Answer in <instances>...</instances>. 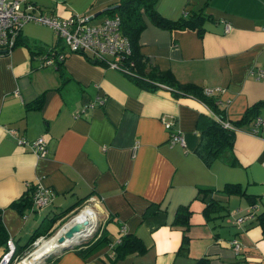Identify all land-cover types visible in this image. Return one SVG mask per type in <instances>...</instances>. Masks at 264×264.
Instances as JSON below:
<instances>
[{
	"label": "crops",
	"instance_id": "obj_1",
	"mask_svg": "<svg viewBox=\"0 0 264 264\" xmlns=\"http://www.w3.org/2000/svg\"><path fill=\"white\" fill-rule=\"evenodd\" d=\"M27 1L35 12L88 15L95 23L110 16L95 13L117 0ZM155 6L171 20L200 9L207 18L201 32L146 18L138 38L143 74L169 69L213 97L223 115L189 93L147 88L104 60L70 50L45 23L25 22L13 48L0 53V222L18 252L39 224L83 203L93 208L97 235L43 264H106L123 225L145 248L113 264H264V230L253 215L264 210V126L255 133L251 122L240 126L232 148L209 163L195 152L210 120L235 125L247 106L264 99V75L256 76L264 68V0H155ZM42 53L55 64L63 54L59 67L42 65ZM40 93V106L28 108ZM257 115L264 116V103ZM176 132L182 143L171 142ZM16 135L29 141L42 135L44 155L17 143ZM36 183L53 191L51 202L38 208L31 200L19 212L11 202L32 195ZM227 184L243 193L224 190ZM210 199L220 205L208 214L203 208ZM181 205L191 212L186 229L174 222ZM102 230L110 242L80 253Z\"/></svg>",
	"mask_w": 264,
	"mask_h": 264
},
{
	"label": "trees",
	"instance_id": "obj_2",
	"mask_svg": "<svg viewBox=\"0 0 264 264\" xmlns=\"http://www.w3.org/2000/svg\"><path fill=\"white\" fill-rule=\"evenodd\" d=\"M112 7L100 11V13H105L108 15H119L120 17V28L121 31L129 38L131 44V51L129 52L128 60L124 63L127 66L128 71H125L128 75L135 78L137 81L143 83L147 88H153L154 86H164L174 88L176 92L189 93L193 97L205 103L214 113L223 115L222 111L217 107L214 102L213 97L207 96L203 93L202 88L193 83H182L179 82L172 72L169 69H157L156 67L150 68L147 75L143 74L144 72V59L139 50V33L145 27L146 18L149 19L152 23L166 28H191L196 29L198 32L202 31V22L204 18H207L203 11H187L186 14L171 20L164 17L156 9L155 0H117L114 3H111ZM18 38L16 39L15 44L17 43ZM52 48V47H51ZM53 50V49H52ZM0 52V53H6ZM53 53V52H48ZM61 64V59H56L55 68H58ZM173 89V90H174ZM43 99V94L40 93L36 98L29 102L27 107L40 106ZM264 103V99H260L251 103L246 107L243 114L239 119L234 121L235 125L240 127L243 124L250 123L252 119L257 115L258 108L261 104ZM235 129L231 127H224L218 121L210 120L209 125H207L200 135V140L195 147V152L206 162L209 163L214 157L220 155L222 152L227 151L232 148L233 139H234ZM201 191H207L206 188L199 189ZM224 190L228 192H239L243 193L237 184H227L224 187ZM31 193L22 194L19 198L13 200L11 204L15 205L19 212H22L25 207L31 203ZM80 202V201H79ZM220 205L213 199H210L205 203L203 211L208 214L211 212L208 209L218 208ZM75 205H71L63 209L61 212L54 214L45 221V223L39 224L34 231L30 234L26 246H28L36 237L42 235L44 237L49 236L53 229H50L54 222L57 219L66 214ZM214 211V210H212ZM190 210L187 206L181 205L177 208L174 216V222L177 224L185 225L189 224L188 217L190 215ZM212 216H215L211 213ZM253 215L257 222L262 226L264 230V210L261 212L254 213ZM125 228V225H123ZM121 227V226H120ZM126 230V228H125ZM7 239V234L3 228L2 223L0 222V242L5 243ZM182 240H186V234L183 232ZM110 242L109 237L106 235L104 230L101 231L99 236L92 240L89 244L85 246V249L82 247L78 248L79 252L82 253L84 250L90 251L98 248L99 246L108 244ZM145 248L140 237L134 233L127 231L121 232L119 230V235L117 240L114 243H111V258L106 264H113L118 258H121L125 253L129 251H138L141 252ZM17 250V249H16ZM54 251L51 254L53 255ZM48 255V257L52 255Z\"/></svg>",
	"mask_w": 264,
	"mask_h": 264
},
{
	"label": "built area",
	"instance_id": "obj_3",
	"mask_svg": "<svg viewBox=\"0 0 264 264\" xmlns=\"http://www.w3.org/2000/svg\"><path fill=\"white\" fill-rule=\"evenodd\" d=\"M34 8V5L27 0H0V49H4L7 52L10 51L15 45L21 26L27 21H36L45 23L53 28L63 38L70 50L84 51L90 57L104 60L111 67L118 68L124 72L128 71L124 63L128 60L131 44L129 38L121 31L119 15L106 16L98 22L92 23L88 21V15L75 14L59 19L52 14L35 12ZM62 56L63 54H58L57 59H61ZM40 58L42 65L55 64L54 59L48 54L42 53ZM256 74L257 77L263 76L264 68H258ZM204 91L209 95L212 89L205 88ZM101 100V96L96 98V102ZM92 104H94L93 101L89 103V105ZM221 123L224 127L239 129L238 126L232 125L228 120H222ZM260 126H264V116L257 115L249 124V129L252 133H255ZM16 140L19 144H28L29 148L38 155H44L45 153L46 141L42 135L31 141L16 135ZM170 140L171 142H183L182 135L177 132L171 136ZM31 196L33 205L40 208L51 202L53 191L47 186L36 183ZM86 205L83 204L82 207ZM81 208H78L79 210L75 213L79 212ZM74 209L64 215L67 216ZM242 218L243 216L239 215L235 218V221H241ZM61 219H58L57 222H61ZM94 223L97 225V220ZM120 230L124 232V226ZM43 237H36L22 252L16 250L15 242L11 237H8L0 254V264H18L22 262L36 247L39 239ZM231 243L237 250L239 243L234 239ZM44 260L45 258H43V262Z\"/></svg>",
	"mask_w": 264,
	"mask_h": 264
},
{
	"label": "bare ground",
	"instance_id": "obj_4",
	"mask_svg": "<svg viewBox=\"0 0 264 264\" xmlns=\"http://www.w3.org/2000/svg\"><path fill=\"white\" fill-rule=\"evenodd\" d=\"M92 209L87 208H81V210L74 214L73 217H71L66 224L61 228L60 230H57L54 234L51 235L50 238H41L38 242L36 247L33 249V251L30 253V255L24 260L18 264H40L43 257L47 253H51L55 250H57L59 247H61L64 244H67L69 241L75 242L78 237L80 236H86L88 234L89 225L95 220V216H92ZM92 219V220H91ZM84 220L88 221V224L85 226V228L75 234L71 239H65L63 242H58V236L62 233L64 229H66L67 226H69L71 223L80 221L83 222ZM72 221V222H71ZM64 243V244H63ZM50 249V250H49Z\"/></svg>",
	"mask_w": 264,
	"mask_h": 264
},
{
	"label": "water",
	"instance_id": "obj_5",
	"mask_svg": "<svg viewBox=\"0 0 264 264\" xmlns=\"http://www.w3.org/2000/svg\"><path fill=\"white\" fill-rule=\"evenodd\" d=\"M113 5H108V6H105L103 9H101L100 11L104 10V9H108L110 7H112ZM100 11H97L95 13V15H98L100 14ZM0 52H5L4 49H0ZM66 223H62L61 226L58 228V230H60L61 228H63V226L65 225ZM88 224V221L84 220L83 222H80V221H76V222H73L71 223L69 226L66 227V229H64L62 231V233L58 236V242L61 243L63 242L65 239H71L73 236H75V234H77L78 232L82 231L85 226ZM89 225V230H88V234L84 237V236H80V237H84L86 239H82V240H79L77 239L75 242H72V241H69L67 244H64L62 245L61 247H59L57 250L55 251H60L61 249H64V248H71L73 247L74 245H79L85 241H89L91 240L93 237H95L97 235V225H95L94 222H92L91 224H88ZM91 230V231H90ZM79 238V237H78ZM54 252V251H53ZM52 253V252H51ZM50 253H47L43 258H46ZM43 261L40 262V264L42 263Z\"/></svg>",
	"mask_w": 264,
	"mask_h": 264
},
{
	"label": "rangeland",
	"instance_id": "obj_6",
	"mask_svg": "<svg viewBox=\"0 0 264 264\" xmlns=\"http://www.w3.org/2000/svg\"><path fill=\"white\" fill-rule=\"evenodd\" d=\"M100 14H104V13H100ZM99 14V15H100ZM108 15V14H107ZM82 205H83V203H81V204H78V205H75L74 206V211L72 212V213H70V214H67V216L66 215H64L63 216V218L61 219V222H57V223H55V225H54V229H53V231H52V233L49 235V236H47L48 238H50L51 237V235L52 234H54L57 230H58V228L61 226V224L63 223V222H67L71 217H73L74 216V213L76 212V211H78L79 209L78 208H81L82 207ZM87 205H89V204H87ZM88 208H90V209H93V208H91L90 206H88ZM72 222V221H71ZM47 237H44V238H47ZM85 237V236H84ZM84 237H80V238H78L79 240H82V239H86V238H84ZM26 238V237H25ZM41 239V238H40ZM39 239V240H40ZM27 240H28V238L27 239H24L23 238V243H22V245H24L23 247H25L26 245L24 244V243H26L27 242ZM57 252H55L54 254H56ZM51 254V253H50ZM49 254V255H50ZM42 261H43V259H42ZM44 263V262H43ZM42 263V264H43Z\"/></svg>",
	"mask_w": 264,
	"mask_h": 264
}]
</instances>
